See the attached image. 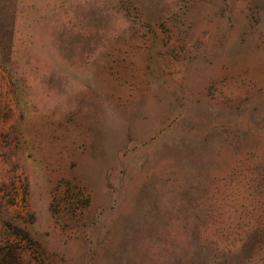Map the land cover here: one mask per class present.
Returning a JSON list of instances; mask_svg holds the SVG:
<instances>
[{
  "label": "rangeland",
  "instance_id": "rangeland-1",
  "mask_svg": "<svg viewBox=\"0 0 264 264\" xmlns=\"http://www.w3.org/2000/svg\"><path fill=\"white\" fill-rule=\"evenodd\" d=\"M0 264H264V0H0Z\"/></svg>",
  "mask_w": 264,
  "mask_h": 264
}]
</instances>
